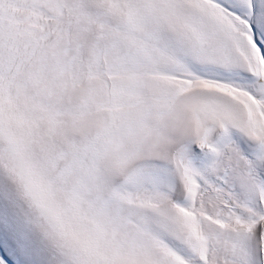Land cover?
Returning a JSON list of instances; mask_svg holds the SVG:
<instances>
[{
    "label": "snow or ice",
    "instance_id": "obj_1",
    "mask_svg": "<svg viewBox=\"0 0 264 264\" xmlns=\"http://www.w3.org/2000/svg\"><path fill=\"white\" fill-rule=\"evenodd\" d=\"M0 264H264V0H0Z\"/></svg>",
    "mask_w": 264,
    "mask_h": 264
}]
</instances>
